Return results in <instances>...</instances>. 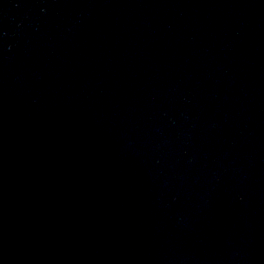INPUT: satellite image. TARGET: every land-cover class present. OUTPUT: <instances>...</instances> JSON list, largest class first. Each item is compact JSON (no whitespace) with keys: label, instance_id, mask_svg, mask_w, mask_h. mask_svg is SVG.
<instances>
[{"label":"water","instance_id":"95a60500","mask_svg":"<svg viewBox=\"0 0 264 264\" xmlns=\"http://www.w3.org/2000/svg\"><path fill=\"white\" fill-rule=\"evenodd\" d=\"M0 264H264V0H0Z\"/></svg>","mask_w":264,"mask_h":264}]
</instances>
